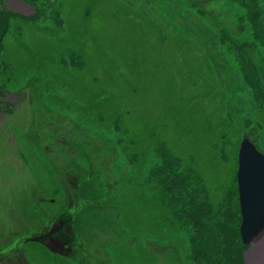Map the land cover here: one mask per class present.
I'll return each instance as SVG.
<instances>
[{"label":"rangeland","instance_id":"1","mask_svg":"<svg viewBox=\"0 0 264 264\" xmlns=\"http://www.w3.org/2000/svg\"><path fill=\"white\" fill-rule=\"evenodd\" d=\"M35 1L39 5L32 0H0V37L4 26L11 23V29L7 28L9 32L0 40L1 61L5 63H0V264H68V261H73L72 264L78 261L80 264H125L129 257L122 251L114 250L112 245L117 247V244L124 242L132 244L135 237L118 222L120 206L124 203L119 198V183L116 173L111 172L108 157L114 149L104 142L101 135L91 130L93 127L81 124L76 116L88 115L91 106L88 112L80 108L87 98L94 101L93 106L108 109L118 106L120 110H134L129 116L123 117L127 121L134 118V113L138 118H143L146 112L150 115L152 110L157 109L155 100L160 97L159 91L155 89L156 83L163 81L164 76L154 81L151 78L148 82L144 76H140L142 84L135 88V79L129 74L134 68L129 57L135 54L126 43L132 42L133 36L121 29L125 17L121 5L117 4L118 12L113 11L119 19L117 32L112 21L116 15L111 18L109 12L112 4L107 0H91L89 3L97 10L99 8L95 13L97 17L90 15L85 20H96L90 21V25L86 23L85 35H79L77 11L80 5L76 0ZM187 1L118 0L125 6H132L133 12L141 14L138 21L153 7L166 17L160 21V36L157 34L155 39L153 31L147 33L149 58L162 67L155 74L172 69L173 72L175 69L174 84L179 86L186 82L187 77L205 74V64L200 57L203 55L209 61L207 65L214 69V78L227 96L225 113L228 128L223 132L212 129L208 131L209 135L199 140L193 135L196 130L193 127L189 132L190 144L181 141V150L183 171L188 174L192 187L209 197L211 203L223 202L231 191L236 162L232 158L233 150L242 135L251 138L255 146L264 151L261 143L263 134L251 118L252 111L256 109L260 118L264 115V0H193L195 4L192 8L187 6ZM58 7L64 16V28L60 27L54 34L45 32V26H54L55 18L53 20L51 16H56L53 13ZM51 8L56 9L52 11ZM200 8L210 10L227 25L230 33L222 35V38L227 39L226 43L218 39L215 30L211 31L209 24L200 17L203 14ZM242 26L246 27V31L239 37L235 31ZM91 28V35H87ZM172 30L175 33L171 34ZM93 32L98 35L97 38L104 40V44L106 41L110 43V57L115 63L108 65V69L113 72L124 71L122 79L127 78L126 82L116 74L88 87L91 72L99 67L95 57L98 49L87 44L85 48L84 44L97 40ZM246 32L251 38L249 44L243 39ZM164 33H170L171 38L161 44V50L164 47L161 53L165 54V50L169 53L166 62L159 63L161 53L157 47L152 50L148 46L160 40ZM172 35H177L176 38L185 36L196 45L188 51V59L183 60L180 52H173ZM230 39H235L233 43L236 51L230 48ZM80 47L86 54L93 52L91 65L84 64ZM117 47L123 49L126 64L116 62ZM68 50L71 51L67 61L69 70L59 61ZM76 53L81 54L80 57ZM150 67L153 64L145 66V70ZM66 71L79 75L78 81L69 79L70 75L67 76ZM74 82L87 86L82 89L73 87ZM46 86L50 89V104L54 109L43 98ZM148 86H152L151 91ZM58 105L64 110L58 112ZM93 112L96 114L95 107ZM128 125L127 129L134 130L132 124ZM231 131L237 137L236 143ZM65 141L67 143L63 144ZM76 152L88 155V159L78 155L84 161L88 160V172L84 165L73 166L78 167L79 171L70 166V158L76 159L73 157ZM74 172H79L84 179L88 178L90 184H87L82 194L79 189L72 198L74 183L71 175ZM58 180L65 191L63 199L53 190ZM178 181L182 182V179ZM175 182L173 180L171 185ZM193 194V190L190 193L185 191V195L190 197L186 201L190 206L198 202L199 209H202L199 212L201 218L197 220V227L194 219H190L193 212L188 211V231L190 226H195L197 229H194V234L203 237L202 242L208 241L204 245L208 249L204 256L200 255L203 258L200 263L206 264L209 256H212L221 257L224 264H245L242 260L245 246L242 243L240 256L234 257L230 250L239 246L238 214L222 211L220 214L223 219L218 230L208 227L206 233L204 228L209 211L205 199L197 200ZM231 197L235 201L234 189ZM80 199L90 200L91 203L81 206ZM58 216H65L69 224V234L66 236L70 238L68 245L71 248L66 257L49 252L34 240L24 241L25 237L41 232ZM59 225L64 226L62 223ZM136 227L139 228V222ZM192 235L189 231L190 253L195 254L197 249L191 240ZM185 239V236H181L180 243L182 240L185 242ZM160 242L153 246L150 241L139 240L133 244V250L136 249V255L145 264L146 260H150L145 255V249H152L155 259L152 264H163V251L173 253L180 244L175 243L173 238ZM7 247L12 251H5Z\"/></svg>","mask_w":264,"mask_h":264},{"label":"trees","instance_id":"2","mask_svg":"<svg viewBox=\"0 0 264 264\" xmlns=\"http://www.w3.org/2000/svg\"><path fill=\"white\" fill-rule=\"evenodd\" d=\"M90 1L91 0H76V3L80 5V8L77 11L79 21L77 23V27L79 28V35H85L86 23H89L90 25V21L96 20L91 18L86 21L85 18L90 17V15L97 17V14L95 13L99 10V8L97 10L96 7L89 3ZM97 1L100 2L106 0ZM107 1L112 4V9L109 11L112 14L111 18L116 15L113 14V11L118 12L117 4L121 5L124 10L128 9V7L126 8V6L118 2V0ZM35 4L39 5L38 3ZM194 4L193 0L187 1V6L189 8H192ZM113 8H115V10H113ZM55 9L56 8H51L50 10L53 11ZM201 10L203 11V14H200V17L203 21L209 24L211 31L214 32L215 30L218 39H222L226 43L227 39L222 38V35L225 32L230 33L227 30V25L210 10ZM128 11L130 13L125 11V14L130 18L131 23L125 22L123 24V28L121 29L126 30L128 34L133 36L132 42H126L131 48L132 53L135 54V56L129 57L131 65L134 66V68L130 70L129 74L135 79V88H139L142 84L139 80L140 76H144L146 82H148L151 78V81H154L159 77L164 76L163 81L156 83L155 86V89L159 91L158 93L160 94V97L155 100L157 109L152 110V114L150 115L146 112L144 115L145 118L143 117L144 119L138 118L134 113V118L127 121L123 117L125 115L129 116L132 112H134V110L132 111L130 108L120 110L119 107L115 105L112 109L105 108L104 106H93L94 101L87 98L83 100L80 108L84 109V112L85 110L88 112V108L91 106L92 108L88 112V115L86 117L79 115L76 117L81 124H88L90 127H93L94 129L91 130L94 133L96 132L101 135L104 142H106V144L108 143L107 145L114 149L108 157L110 159L111 172L114 171L116 173L119 183V198L121 199V203H124V205L121 204L120 206L121 214L119 215L118 222L121 223L129 233L133 234L132 236L135 237V242H138L139 240H147L150 241L153 246H156L159 244V241H161L160 243H164L169 241L170 238H173L174 242L180 245L175 247L176 251L173 253L169 250L163 251V264H169L170 261H172L171 264H174L173 261L175 258L178 259V264H202L200 262L203 258H201L200 255L204 256L206 254L205 252L208 248L207 246L205 248L204 245L205 242L208 244V241L202 242L203 237L199 236L198 233L194 234L197 228L195 226H190L189 231H191V234L193 233L191 240L197 249L195 254L194 252L190 253L188 231L189 219L187 218L188 211H192L193 215L190 219H194L196 226L198 227L199 224L197 220L201 218L199 212L201 213L202 209H199L198 202L196 205L192 206L187 203L186 200L190 197L185 195V191L190 193V190H193V195L197 200H201L202 198L205 199V204L209 211V217L206 220V227L204 228L206 233L209 231L208 227L210 230H218L217 228L219 223L221 219H223L222 214H220L222 211L228 210L231 212V215L238 214L239 216L235 175L231 181V191L225 200L223 202L211 203L209 197H205V195H202V192H197L195 188L192 187L189 183L188 174L183 171L181 150L183 145L181 144V141H185L190 144L191 135L189 132L194 128L196 130L193 132V135H195L199 140L205 138L207 134L209 135L208 131H211L212 129H216V132L217 130L219 132L225 131L228 128L227 114L225 113L228 102L227 96L225 95L222 86H220L219 83L217 84L218 80L214 78V69L207 65L209 61L207 58H204V55L200 57L202 58L201 61L205 64V74H198L197 77H187L186 82L180 83L179 86H177V83L174 84L175 69L173 72L172 69L164 70L160 74H155L157 70H162V67H159L157 63H154L152 58H149L146 47L148 39L147 33L149 31H153L155 39L157 34L160 36L162 33L160 29V21L162 20V17L163 20L166 17L156 7L148 9V14L142 16L144 25L139 31V25L141 22L138 21V18H140L139 15L131 9ZM43 12L44 11H42V13ZM55 13L56 16H51L52 14L49 15L53 18V20L55 18L54 26L51 27L47 25L44 27V29H46L45 32H49L50 34H54V32L61 29L60 27H63L64 24V16L63 13L60 12L59 7L53 14ZM80 13H82L84 17ZM150 13L154 14L151 15ZM60 17L62 18V21ZM112 21L114 22L115 30L118 32V15L114 16ZM7 28L11 29V23L4 26L2 32L3 34L0 37L1 41L2 37L9 32V30L7 31ZM91 31L92 28L89 30L87 35H91ZM245 31L246 27L242 26L235 32H237L240 37L241 33ZM172 33H175L174 30H172L171 34ZM163 35L164 36L161 37L160 40L152 42L148 47L152 50L154 47H157L158 51L161 53V51L164 50V47H162L161 50V44L171 38L170 33H164ZM177 35H172V46H174L173 52H180L183 60L188 59V51H190L191 46H194L195 48L196 45H194V43L185 36L176 38ZM93 36L97 39L95 42H84V44L85 48L87 44L89 47L94 45L95 48L98 49V51L95 52V57L99 67L98 70H93L91 72L88 87L95 85L98 80L103 81L107 76L113 77L114 75L119 74L122 79V77H124V71L113 72L108 69V65L115 63L110 57V43L106 41L104 44V40L97 38L98 35L94 32ZM243 39L249 44V40L251 38H248V34L246 32ZM230 40V48L234 51L235 46L233 42L235 39ZM79 50H81V53L84 55L82 58L85 61V65H91L93 62L91 59L93 52L92 54L89 52L86 54L81 47ZM1 52L2 51H0V63H3L1 61ZM70 52L71 51L69 50L64 52L61 55L62 58L59 60L63 64L64 68L68 70L69 63L67 61H69ZM168 53V50H165L166 55L161 53V62L159 63L166 62V59H168ZM76 54L79 55V53ZM115 54L117 56L118 61L116 62L118 64H126L127 61L124 58V51L122 48L117 47ZM150 64H153V67L145 70V66L148 67ZM136 67L138 69H135ZM66 74L67 76L70 75L69 79L74 78L78 81L79 75H76V73L66 71ZM122 80L126 82L127 78H123ZM72 86H77L82 89L87 85L83 83L77 84L74 82ZM147 88L149 91L152 90V86H148ZM44 91L45 95H43V98H45V101L53 108L50 104L52 99L50 89L46 86ZM88 96L90 97V94H88ZM94 107L96 108V114L93 112ZM56 109L58 112L59 110H64L60 105H58ZM66 109L68 110L70 108L66 107ZM257 111L258 109L252 111L253 114L251 118L254 123L258 124L259 129L263 134L261 137V143L264 145V115L260 118V114ZM141 119H143V121H141ZM128 124H132L134 126V130L127 129L126 126H129ZM231 135L233 136V139H235L234 142H237V137L233 135V133ZM249 139L252 140L251 138ZM65 143L67 142H63V144ZM234 148L232 158L236 161L237 147L234 146ZM75 154L76 155L73 157L76 159L70 158V162L72 164L70 166L84 165L87 170L88 160L84 161V159H88V155L81 152H76ZM78 155H82L84 159H81L82 157ZM73 168L78 169V167ZM151 168L154 169L151 170ZM158 170L162 171L156 173ZM146 171L149 172L146 173ZM74 173V175H71L74 183L71 188L72 198L76 196V192L79 189L82 190V194L87 184H90V180L88 178L84 179V177L79 175V172ZM179 178L182 179V182L178 181ZM173 180L177 182H175L172 186L171 182ZM233 189L236 194L235 201L234 198L231 197ZM53 190L57 192V196L62 199L64 198L65 191L62 190L59 180ZM68 199L71 202H75L71 198ZM79 201H81L79 204L81 206L82 204L85 205L87 203H91L90 200L80 199ZM193 201L196 200L193 198ZM174 202L177 203L174 204ZM137 222H139V228L136 227ZM134 234H142V236H135ZM181 236H185V242L182 240L180 243ZM155 239L157 240L155 241ZM134 243H119L117 244V247L112 245L114 250L122 251L127 257H129V260H127L125 264H143L141 261L142 258L136 255V249L133 250L135 247V245L133 246ZM241 243L242 242H240L239 239V246L235 249H230L233 252L231 254L234 257L240 256ZM7 250L12 251L9 247L5 249V251ZM168 253L170 254L167 255ZM145 255L150 257V260H146L145 264H152L155 260L154 251L146 248ZM199 258H201V260ZM72 263L73 261H68V264ZM74 263L80 264V261ZM206 264H224V262L221 257L212 258V256H209Z\"/></svg>","mask_w":264,"mask_h":264},{"label":"water","instance_id":"3","mask_svg":"<svg viewBox=\"0 0 264 264\" xmlns=\"http://www.w3.org/2000/svg\"><path fill=\"white\" fill-rule=\"evenodd\" d=\"M236 159L235 182L241 217L239 237L243 244H248L243 251V262L264 264V153L244 137L239 142ZM56 226L53 223L47 232L30 235L25 241L43 240V245L53 253L65 254L71 247L51 237Z\"/></svg>","mask_w":264,"mask_h":264},{"label":"flooded vegetation","instance_id":"4","mask_svg":"<svg viewBox=\"0 0 264 264\" xmlns=\"http://www.w3.org/2000/svg\"><path fill=\"white\" fill-rule=\"evenodd\" d=\"M63 218H64V216H63ZM59 223H62V225H64L62 228L60 227L59 228ZM56 225H57V229L55 230V235L56 236H58L60 239H62L63 240V238H65V234H64V232L66 231V226H67V224H66V220L65 219H57L56 220ZM65 228V229H64ZM46 229L47 228H44L43 229V231H46Z\"/></svg>","mask_w":264,"mask_h":264},{"label":"crops","instance_id":"5","mask_svg":"<svg viewBox=\"0 0 264 264\" xmlns=\"http://www.w3.org/2000/svg\"><path fill=\"white\" fill-rule=\"evenodd\" d=\"M178 262H179L178 259H175V260L173 261L174 264H178Z\"/></svg>","mask_w":264,"mask_h":264}]
</instances>
